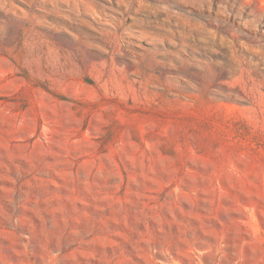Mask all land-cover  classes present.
I'll list each match as a JSON object with an SVG mask.
<instances>
[{
  "label": "rangeland",
  "instance_id": "rangeland-1",
  "mask_svg": "<svg viewBox=\"0 0 264 264\" xmlns=\"http://www.w3.org/2000/svg\"><path fill=\"white\" fill-rule=\"evenodd\" d=\"M0 264H264V0H0Z\"/></svg>",
  "mask_w": 264,
  "mask_h": 264
}]
</instances>
